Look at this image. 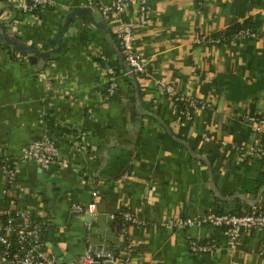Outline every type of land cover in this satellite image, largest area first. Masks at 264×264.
Here are the masks:
<instances>
[{"label": "crops", "instance_id": "crops-1", "mask_svg": "<svg viewBox=\"0 0 264 264\" xmlns=\"http://www.w3.org/2000/svg\"><path fill=\"white\" fill-rule=\"evenodd\" d=\"M150 4V22L136 29V47L147 61L140 77L126 71L117 39L119 25L136 19L135 3L106 18L82 0H55L39 21L19 25L18 39L41 52L38 65L13 60L3 51L11 44H0V209L14 197L17 210L42 219L46 246L58 264L79 259L89 239L115 249L121 264L128 258L131 264H264V231L247 233L231 249L221 228L176 230L166 224L176 216L234 210L236 200L264 208V186L256 197L242 191L249 166L261 159L243 160L231 146L264 142V128L255 131L242 119L264 116V0ZM14 16L7 0H0V22ZM245 21L256 25L258 39L195 43L202 34ZM4 32L0 26V43ZM109 64L125 72L113 95L105 93ZM51 67L61 79L46 85L39 73ZM167 84L210 107L197 110L192 121L180 118ZM79 128L90 152L64 168L20 158L45 134L63 156L70 154L68 134ZM6 157L20 159L9 196L2 193ZM93 201L96 215L74 209ZM124 210L144 222L128 235L121 229ZM190 238L217 242L220 250L192 254Z\"/></svg>", "mask_w": 264, "mask_h": 264}, {"label": "built area", "instance_id": "built-area-1", "mask_svg": "<svg viewBox=\"0 0 264 264\" xmlns=\"http://www.w3.org/2000/svg\"><path fill=\"white\" fill-rule=\"evenodd\" d=\"M90 9H97L109 18L110 15L119 17L125 8L131 3L137 7V17L131 21H123L117 30V39L122 56L131 72L140 77L146 72L147 61L136 47V29L150 22L152 7L151 0H114L110 5L101 0H82ZM7 4L16 16L4 19V26L9 37L18 38L21 35L19 25L39 21V14L55 6V0H7ZM72 32H77L73 27ZM247 38H259L258 32L250 28H242L232 36L227 30L217 34H202L195 39V43L201 46H219L233 40ZM15 61L29 63L30 54L17 50L14 46L5 47L3 50ZM51 69V70H50ZM46 72L39 73V79L46 85H52V78L61 79L52 72V67ZM125 72H120L115 65L109 64L106 68V95H113L118 91L120 82ZM166 93L173 99L174 107L179 117L192 121L197 110L210 107V102L197 97L184 95L172 84L165 86ZM70 94H68L69 96ZM242 119L253 126L255 131L264 128V116L257 113L244 114ZM209 139L208 137H206ZM70 154L63 156L60 146L49 134L32 141L22 152L20 158L34 161L39 165L49 168L58 166L64 168L69 161L75 160L79 153L88 154L90 143L86 131L75 129L69 132ZM224 145H228L224 142ZM243 160H256L264 158V142L251 144L231 145ZM19 158L6 157L2 162V171L6 182L2 190L4 195H12L19 173ZM10 205L0 209V215H7L8 222L0 223V262L5 264H58V259L51 255L46 246V223L26 211L17 210V200L10 197ZM74 209L78 212H87L96 215L97 203L90 202L88 205L77 204ZM240 213L209 211L202 215H187L172 217L167 221L171 229L188 230L192 227L204 225L221 228L227 237L228 246L235 249L244 235L252 231H264V210L259 206H253L250 210L243 209ZM16 214V217L13 216ZM123 218L122 232L128 235L130 227L144 224L135 212L124 210L120 213ZM115 218V216H112ZM131 248V243H126ZM129 250V249H128ZM189 250L192 254L208 255L220 250V245L213 241H199L194 238L189 240ZM121 259L115 249H111L104 243H97L89 239L85 253L76 260L65 264H104L111 262L121 264ZM122 264H131L128 258Z\"/></svg>", "mask_w": 264, "mask_h": 264}, {"label": "trees", "instance_id": "trees-1", "mask_svg": "<svg viewBox=\"0 0 264 264\" xmlns=\"http://www.w3.org/2000/svg\"><path fill=\"white\" fill-rule=\"evenodd\" d=\"M1 26V25H0ZM242 28H250L252 30L255 31L256 25L250 23L249 21H245L244 23H236L235 25H233L230 29L227 30L228 35L232 36L233 34H235L237 31H239ZM65 33V31H63L61 34L63 35ZM2 41L0 44L4 45H10L12 42L9 41L8 38H6V36H2ZM10 46H14L17 50L23 51V50H32L33 52L39 54L41 56V52H39V49L37 47H35L34 45H27L24 44L23 46H18V45H10ZM24 52V51H23ZM118 70H121V66L120 69L118 68ZM122 71V70H121ZM52 123V122H51ZM249 173L246 177L244 186H243V193L252 196V197H256L260 191V189L264 186V158L261 159V161H258L256 163H254L253 165L249 166ZM236 202H238L239 206L234 209V210H229V212H233V213H240L242 212V208L250 210L253 206V204H249L247 202H243L240 200H236ZM264 210V208H262ZM219 212H226L224 210H221ZM14 217H16V214H13ZM9 220V217L7 215H0V223H7Z\"/></svg>", "mask_w": 264, "mask_h": 264}, {"label": "water", "instance_id": "water-1", "mask_svg": "<svg viewBox=\"0 0 264 264\" xmlns=\"http://www.w3.org/2000/svg\"><path fill=\"white\" fill-rule=\"evenodd\" d=\"M4 23V22H3ZM0 25L2 26V27H4V25L0 22ZM5 33V32H4ZM5 36H6V38H8L9 39V41H11L12 43V45H18V46H23L24 47V43L22 42V41H20L18 38H12V37H9L6 33H5ZM25 53H27V54H30V61H31V63L33 64V65H38L39 64V62H40V55L39 54H37V53H35V52H33L32 50H23ZM125 68H126V71L131 75V76H134L135 77V75L131 72V69L129 68V66L126 64V62H125ZM238 197L239 198H241L242 200H246L247 201V197L246 196H243V195H238ZM251 204H253V203H251ZM1 264H5V263H1ZM94 264H100V263H94ZM104 264H113V263H111V262H107V263H104Z\"/></svg>", "mask_w": 264, "mask_h": 264}]
</instances>
